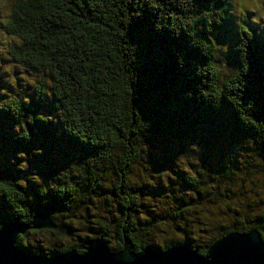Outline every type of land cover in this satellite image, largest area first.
Returning a JSON list of instances; mask_svg holds the SVG:
<instances>
[{
    "label": "trees",
    "instance_id": "1",
    "mask_svg": "<svg viewBox=\"0 0 264 264\" xmlns=\"http://www.w3.org/2000/svg\"><path fill=\"white\" fill-rule=\"evenodd\" d=\"M226 2L9 0L14 27L0 23V30L20 44L0 55V65H13L11 73L0 71V178H25L35 169L49 191L42 211L31 181H12L11 193L0 192V225L30 226L17 238L20 250L56 257L82 253L90 240L113 252L125 240L134 252L178 247L173 239L161 249L153 233L181 236L192 249L188 210L220 204L218 238L193 245L198 254L233 232L256 230L264 240V202L246 194L264 174V33L244 22L238 35L228 20L217 27ZM212 28L232 40L227 53L234 66L226 73L207 35ZM173 50L184 52L183 70ZM243 142L254 149L224 155ZM191 144L201 149L199 161L185 172L172 161ZM18 152L25 153L21 161ZM250 210L257 215L242 216ZM37 214L53 228H32ZM198 230L201 237L209 233ZM45 232L67 243L44 248L28 239Z\"/></svg>",
    "mask_w": 264,
    "mask_h": 264
},
{
    "label": "water",
    "instance_id": "2",
    "mask_svg": "<svg viewBox=\"0 0 264 264\" xmlns=\"http://www.w3.org/2000/svg\"><path fill=\"white\" fill-rule=\"evenodd\" d=\"M31 225L34 229L53 228L43 214H37ZM29 228L27 225L8 224L0 229V264H264V243L259 240L262 238L256 230L227 234L221 238L223 240L219 239L212 244L205 255H201L208 256L206 258L199 257L200 254L195 250L183 246L169 248L165 250L168 251L167 254L149 248L134 252L131 243L126 240L123 249L119 251L123 252L118 255H111L102 240H90L79 248L82 253L88 250L84 257L77 256L81 253L72 250L46 258L13 247L15 239Z\"/></svg>",
    "mask_w": 264,
    "mask_h": 264
},
{
    "label": "clouds",
    "instance_id": "3",
    "mask_svg": "<svg viewBox=\"0 0 264 264\" xmlns=\"http://www.w3.org/2000/svg\"><path fill=\"white\" fill-rule=\"evenodd\" d=\"M2 5L3 9V16L0 17V23H3L6 27L12 28L14 25H12L11 20L8 18L11 14V10L14 7V5L9 3V0H4L3 3H0ZM226 10L224 14L220 18V24L228 20L230 22V26L235 34H239V27L242 25V22H244L246 19L250 21L256 28L257 34L261 30H264V0H227L226 2ZM248 39H253V34H249ZM15 43L16 45L20 44L19 37L15 34L11 33H5L4 31L0 30V55H6L8 51L10 50L12 44ZM13 68V65H0V71L2 72H8L11 73ZM55 124V120L52 122ZM12 131L16 134L13 139L19 140L18 133L15 131V124L12 126ZM247 148L249 150H253L255 145L252 143H248L247 145L244 144V142L241 145H237L234 147V149L231 152H228L224 155H229L235 153L238 149L241 150L242 148ZM35 152L39 153L40 150L36 149ZM243 151V150H242ZM199 153L200 149L196 144H191L188 146L187 150L184 152L178 154L175 156V159L172 161V165H175L178 169H183V171L188 172L190 165H197L199 161ZM24 152H18L16 154V159H19L21 161V156L24 155ZM27 159V158H26ZM10 164H15V160H10ZM16 169H22L19 170L21 172H24L28 169V164L26 163V166L24 163L20 162L19 164H15ZM167 174V173H165ZM132 179V178H130ZM15 181L21 184H24L27 181L33 182L38 187V196L41 197L40 199V210L47 208L48 201L45 199L47 197L49 191L46 190L47 186L44 185V181L41 179L39 175H37L36 170L33 169L31 174L26 176L25 178H17L15 180L13 179H4L0 180V192H6L11 193L12 187L10 186L11 182ZM256 181H259V186L252 188L251 191H248L246 194L253 198V199H261L264 200V174H261L259 176H256L253 180L255 183ZM49 180L47 181L48 185ZM216 186L211 185L206 190L212 191ZM239 187V182H237V188ZM247 187H251V185H248ZM237 188H233V191H236ZM27 187L25 188V190ZM221 191L223 192V188H221ZM53 193V192H52ZM253 193H257V196H253ZM55 194V193H54ZM25 195V193H24ZM192 193H189V196H191ZM30 204L34 201V197L29 195L26 196ZM10 208V215L13 220L16 221V216L14 214V210L9 206ZM218 208L222 211L224 208V204H220L218 206H201L196 209H189L188 211L193 213V215L190 217V219L193 221L192 224V231L195 233V238L190 239L193 241L192 249H194L193 245H205L209 242H211L213 239H216L215 232L213 229L215 228L216 224L220 222L221 218L218 213ZM36 212V211H35ZM198 225L200 227H205L209 230L208 235L201 237ZM3 228V225H0V229ZM153 236L155 237V243L160 244L161 249H165L167 247V241L168 240H175L176 244L175 246H184L185 239L181 236L171 234V235H163L158 236L155 233H153ZM37 239L42 241V246L44 248L51 247L52 243H54L56 240H60L67 243V238L63 236H50L47 232L40 234L37 236ZM82 242V241H81ZM13 247H20L23 248L22 245L18 242L17 238L15 239L13 243ZM26 249V248H25ZM165 252V251H161ZM35 255H39L38 253L34 252ZM46 258H51L47 254H45Z\"/></svg>",
    "mask_w": 264,
    "mask_h": 264
},
{
    "label": "snow or ice",
    "instance_id": "4",
    "mask_svg": "<svg viewBox=\"0 0 264 264\" xmlns=\"http://www.w3.org/2000/svg\"><path fill=\"white\" fill-rule=\"evenodd\" d=\"M224 24V22L222 23V24H220L219 26H217V27H221L222 25ZM151 31L153 32V33H160V32H158L156 29H155V27H154V24L152 23V25H151ZM212 40H214L215 41V43L216 44H218L217 43V40H220L221 41V43H219V45H222V46H225L226 47V49H227V51H229V43L231 42V38L229 37V36H227L226 34H225V32H213V28H212V30L207 34ZM234 35H235V33H234ZM235 39H236V37H235ZM251 40L249 39V42H250ZM235 44V43H234ZM233 44V45H234ZM186 46L188 47V48H190V49H193L192 47H190L187 43H186ZM232 48H233V46H232ZM173 55H174V57H175V65H176V68L178 69V70H183V68H184V62H185V55H184V52L183 51H176V50H173ZM177 57H180V59L183 61V63H181V64H178L177 63ZM248 69H250V64H248ZM183 98V97H182ZM251 102H252V104H253V101L251 100ZM151 123V122H150ZM251 130V129H250ZM252 131V130H251ZM29 141H31V139L29 140ZM28 141V142H29ZM80 144V143H79ZM81 145H83V144H81ZM84 146H86V145H84ZM200 149V148H199ZM200 151H201V149H200ZM34 154H36V155H40L41 153L39 152V153H37V152H35L34 151ZM5 178V177H4ZM4 178H0V180H3ZM241 237H246V236H241ZM221 240H223V239H221ZM220 240V241H221ZM262 243H264V240H261V239H259ZM111 255H118V254H120V253H122V252H119V253H114V252H111V251H108ZM160 253L161 254H167L168 253V251H165V252H161L160 251ZM88 254V250H86L84 253H81L80 255H77V256H80V257H84V256H86ZM141 254H143V252L141 253ZM141 254H138V255H141ZM198 255V254H197ZM199 257H201V258H206V257H208V256H204V257H202L201 255H198Z\"/></svg>",
    "mask_w": 264,
    "mask_h": 264
},
{
    "label": "rangeland",
    "instance_id": "5",
    "mask_svg": "<svg viewBox=\"0 0 264 264\" xmlns=\"http://www.w3.org/2000/svg\"><path fill=\"white\" fill-rule=\"evenodd\" d=\"M244 23L246 24V28L248 29V30H253L254 32H256V28H255V26L250 22V21H248L247 19L244 21ZM230 33V32H229ZM257 33V32H256ZM260 33H264V30H261L260 32H259V34ZM259 34H258V36H259ZM260 37V36H259ZM217 46H219V50H218V54L220 55V58H221V62H220V65H219V69L222 71V72H224V73H226V71H227V68H230V67H233L234 66V64H233V62H232V60L230 59V56H229V53H227V49H226V47L225 46H222V45H219V43H221V41L220 40H217ZM230 45L232 46V40H231V42L229 43V47H230ZM230 49V48H229ZM225 52V54H224V52ZM227 67V68H226ZM239 159V158H238ZM146 180V179H145ZM258 195V194H257ZM256 196V195H255ZM258 201V198L257 199H255L253 202H257ZM259 201H263L264 202V200H261V199H259ZM246 203V202H245ZM246 205V204H245ZM244 205V206H245ZM255 207V206H254ZM258 209H259V207H258ZM257 209V210H258ZM252 210V209H251ZM249 211V212H246L245 211V213H243L242 214V216H246V217H248V218H250L251 216L252 217H255L256 215H257V213H258V211L257 212H254V213H252V211ZM30 241H32V239H33V241H37L38 240V242H36L38 245H39V243H42V242H40V240L39 239H37V237H29L28 238Z\"/></svg>",
    "mask_w": 264,
    "mask_h": 264
}]
</instances>
